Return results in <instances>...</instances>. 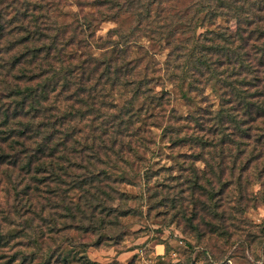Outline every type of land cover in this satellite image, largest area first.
Returning <instances> with one entry per match:
<instances>
[{
	"label": "trees",
	"instance_id": "16d2710c",
	"mask_svg": "<svg viewBox=\"0 0 264 264\" xmlns=\"http://www.w3.org/2000/svg\"><path fill=\"white\" fill-rule=\"evenodd\" d=\"M104 22L118 25L109 40L96 37ZM159 147L171 166L155 167ZM7 180L8 225L36 226L44 260L69 264L70 247L82 261L138 217L232 239L264 204V0H0V189Z\"/></svg>",
	"mask_w": 264,
	"mask_h": 264
},
{
	"label": "rangeland",
	"instance_id": "374dc122",
	"mask_svg": "<svg viewBox=\"0 0 264 264\" xmlns=\"http://www.w3.org/2000/svg\"><path fill=\"white\" fill-rule=\"evenodd\" d=\"M69 9L72 11L73 7L70 6ZM219 24L223 27L229 26L223 19L219 20ZM122 25L123 33L130 37L134 24L128 20ZM231 25L234 27V21L231 22ZM116 28H118L116 23L104 22L98 27L96 37L109 40L110 33ZM140 43L155 55V60L159 63H163L167 59L168 52L165 48L151 44L146 39L141 40ZM164 87L171 93L172 105L170 107H174L178 115L185 117L188 108L185 101L181 99L179 91L170 84H165ZM157 91L160 92V88ZM208 101L215 106L219 102L212 94L208 96ZM140 105L141 103H138L137 106ZM186 125L182 122L178 127ZM154 133L157 136L160 134L156 130ZM159 152V157L155 162L158 164L155 167L171 166L170 152L165 148H160ZM161 177L164 179V171ZM13 185V180L11 182L7 180L0 189V264H20L22 262L21 253L30 255L27 264H62L57 262L58 254L54 258L48 257L44 260L40 248L31 242V234L34 235L33 229L36 226L20 234L18 230L20 227L13 224L8 225L10 218L8 216L10 215L7 214L6 191L12 189ZM259 189V185L251 187L252 192L257 193ZM126 191L132 197L140 195L138 188H128ZM10 198H14L13 190L10 192ZM259 203V206L248 210L242 216V218L244 217L243 225L237 230H233V238L228 239L223 236V242L218 244H214L211 240L199 242L189 239L182 234L177 225H168L169 220L163 222L162 219L138 217L132 220V224L124 223L126 236L118 244L107 243L102 247H89L86 249L82 261H79L81 259L79 254L83 250L67 247L68 252L77 251L72 253V256H68L70 258L68 263L84 264V261L88 259L94 264H141L143 257L145 259L155 257L156 246L163 245L165 248L163 257L166 258L168 264H264V204L260 201Z\"/></svg>",
	"mask_w": 264,
	"mask_h": 264
},
{
	"label": "built area",
	"instance_id": "2783aa9c",
	"mask_svg": "<svg viewBox=\"0 0 264 264\" xmlns=\"http://www.w3.org/2000/svg\"><path fill=\"white\" fill-rule=\"evenodd\" d=\"M141 264H168V263H166V258L162 256V257H155L151 259L143 258Z\"/></svg>",
	"mask_w": 264,
	"mask_h": 264
},
{
	"label": "crops",
	"instance_id": "0c3cea01",
	"mask_svg": "<svg viewBox=\"0 0 264 264\" xmlns=\"http://www.w3.org/2000/svg\"><path fill=\"white\" fill-rule=\"evenodd\" d=\"M155 249H156V253L154 255L155 257H162V256H164V254H165V248H164L163 245H158V246H156ZM155 257H153V258H155Z\"/></svg>",
	"mask_w": 264,
	"mask_h": 264
}]
</instances>
